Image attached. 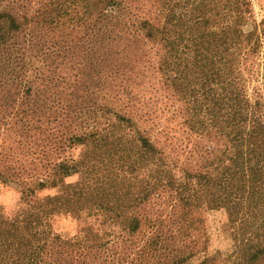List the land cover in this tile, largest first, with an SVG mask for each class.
<instances>
[{"label": "trees", "instance_id": "trees-1", "mask_svg": "<svg viewBox=\"0 0 264 264\" xmlns=\"http://www.w3.org/2000/svg\"><path fill=\"white\" fill-rule=\"evenodd\" d=\"M154 69L198 153L153 116ZM92 165L105 181H66ZM0 181L20 194L0 264H264V20L249 0H0Z\"/></svg>", "mask_w": 264, "mask_h": 264}, {"label": "rangeland", "instance_id": "rangeland-1", "mask_svg": "<svg viewBox=\"0 0 264 264\" xmlns=\"http://www.w3.org/2000/svg\"><path fill=\"white\" fill-rule=\"evenodd\" d=\"M252 9V21L260 23L264 20V0H249ZM246 30L252 29V24L249 23L245 27ZM149 76L152 78L150 81L156 83L158 93H153L151 102H156V97L160 98V101L155 103L157 112L153 116H160L159 121L162 127L166 126L167 129H171L175 136H179V139L183 138V132H190L191 148L194 147V151L198 153V147L211 144V138L206 133L198 135L189 129V125L184 123L186 117L192 116L188 95L179 89H171L166 86V75L158 70H150ZM149 79V78H148ZM149 98V97H148ZM193 106V104H192ZM164 111L162 112L161 110ZM196 118V117H195ZM184 123V124H183ZM161 127V128H162ZM200 144V146H198ZM197 149V150H196ZM194 163L200 164L197 155L194 156ZM106 179L105 173L99 169L96 165L89 166L82 170V172L72 175L66 179L67 182H103ZM53 192V190H51ZM20 200V194L11 185H4L0 181V209H3L6 213H12L16 208ZM200 216L204 220L205 230L210 237V250L226 251L231 247V240L228 235V231L225 229V222L227 221V214L224 210H208L206 208L201 209ZM58 226L64 234L70 235L75 233L76 222L71 218H61L58 221Z\"/></svg>", "mask_w": 264, "mask_h": 264}]
</instances>
